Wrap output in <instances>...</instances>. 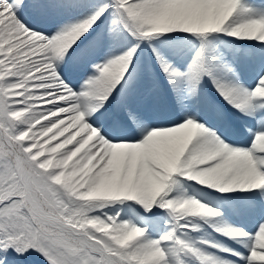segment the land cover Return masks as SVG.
<instances>
[{"label": "snow or ice", "instance_id": "obj_1", "mask_svg": "<svg viewBox=\"0 0 264 264\" xmlns=\"http://www.w3.org/2000/svg\"><path fill=\"white\" fill-rule=\"evenodd\" d=\"M0 264H264V0H0Z\"/></svg>", "mask_w": 264, "mask_h": 264}]
</instances>
